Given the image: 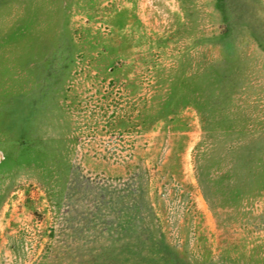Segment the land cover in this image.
Listing matches in <instances>:
<instances>
[{
	"label": "rangeland",
	"instance_id": "obj_1",
	"mask_svg": "<svg viewBox=\"0 0 264 264\" xmlns=\"http://www.w3.org/2000/svg\"><path fill=\"white\" fill-rule=\"evenodd\" d=\"M0 264H264V0H0Z\"/></svg>",
	"mask_w": 264,
	"mask_h": 264
}]
</instances>
